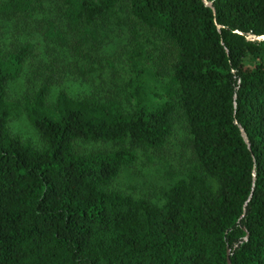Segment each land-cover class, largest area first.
<instances>
[{
  "label": "trees",
  "instance_id": "1",
  "mask_svg": "<svg viewBox=\"0 0 264 264\" xmlns=\"http://www.w3.org/2000/svg\"><path fill=\"white\" fill-rule=\"evenodd\" d=\"M206 2L0 0L14 48L0 52V264H226L227 250L230 264H264V39H245L264 36V0ZM110 37L129 47L123 97L58 90L46 103L59 67L124 72L91 54ZM32 40L54 64L14 106ZM19 113L40 147L9 130ZM146 151L165 172L176 163L159 204L112 189Z\"/></svg>",
  "mask_w": 264,
  "mask_h": 264
},
{
  "label": "rangeland",
  "instance_id": "2",
  "mask_svg": "<svg viewBox=\"0 0 264 264\" xmlns=\"http://www.w3.org/2000/svg\"><path fill=\"white\" fill-rule=\"evenodd\" d=\"M10 30L11 24L0 20L1 53L11 52L14 49L13 46H10L9 44ZM22 40L23 39L18 40L17 42ZM115 41L110 37L107 46L99 48L98 51H91V54L98 58H105L107 61L114 63V66L117 68H124V72L119 69L120 74L122 73L120 75L122 79L120 76L109 78L106 77V74H103L101 78H98L97 75L94 74L92 77L93 81H90V79L71 75V67H59L62 76H65L62 78L61 83L54 82L49 85L48 93L45 96L46 103L49 104L53 101L58 90L65 92L68 96L73 98L90 96L96 99H102L104 95L111 91H114L116 95L123 97L126 89L125 83L129 77H133L125 66L128 64L127 59L130 57V52L128 51L129 47L126 49L124 48L126 46L124 38ZM32 43H34L33 49L28 55L27 63L24 64L20 76L15 81L11 82L7 88V98L14 106L21 107L23 102L29 99L45 81L44 79L46 75L47 77L50 75L49 65L52 63V57L49 56L50 54L47 55V52L40 48L41 46L35 45L36 40H32ZM68 49V47H64L57 51L59 52L57 54L60 56V59L64 64L72 61L71 53ZM138 62H140L139 59ZM143 81L145 82V77H143ZM165 81V77L158 82L148 79L147 85L149 92L158 93L162 82ZM110 83L112 84L110 85ZM8 126L12 133L19 135L23 140L28 141L34 147L41 146L39 138L22 113H19L14 119H11ZM160 157L161 155L156 154V152H140L134 165L120 173L118 178L112 184V189L119 193L127 194L133 198H144L152 204H159L161 192L168 180L166 172L174 173L175 171L173 169L176 166L175 162L167 161L165 172L160 165Z\"/></svg>",
  "mask_w": 264,
  "mask_h": 264
},
{
  "label": "water",
  "instance_id": "3",
  "mask_svg": "<svg viewBox=\"0 0 264 264\" xmlns=\"http://www.w3.org/2000/svg\"><path fill=\"white\" fill-rule=\"evenodd\" d=\"M202 2L204 3V5H205L206 7L210 8L211 11H212V8H211V5H210L209 2H206V0H202ZM245 39H246L247 41H259V40L264 39V36L255 37V36H252V35H246V36H245ZM239 132H240V136H241L242 140L247 144V141H246L245 135H244L243 131H242L240 128H239ZM250 196H251V192H250V194H249L247 200L244 202V204H243V208L246 206L247 201L249 200ZM246 238H247V235L245 234V236L242 238L241 241H246ZM239 243H240V242H239ZM236 246H237V245H235L234 247H236ZM228 255H229V252H228V250H227V251H226V264H230V263H229V260H228Z\"/></svg>",
  "mask_w": 264,
  "mask_h": 264
}]
</instances>
